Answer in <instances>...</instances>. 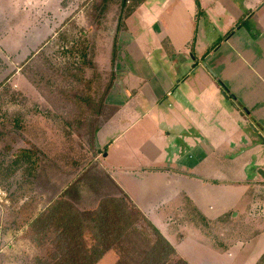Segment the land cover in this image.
I'll return each instance as SVG.
<instances>
[{"label": "crops", "instance_id": "obj_1", "mask_svg": "<svg viewBox=\"0 0 264 264\" xmlns=\"http://www.w3.org/2000/svg\"><path fill=\"white\" fill-rule=\"evenodd\" d=\"M154 2L160 5L151 6ZM198 3L199 18L209 21L204 24L215 39H197L199 27L194 29L195 23L187 20H180V29L172 27L180 12L194 21V0H136L138 7L125 15L115 43L121 48L115 61L117 101L95 144L110 196L126 195L156 229L164 227L173 236L176 232L174 242L189 237L221 262L225 253L264 235V220L250 215L252 202L238 213L234 201L227 200L226 213L209 218L202 209L214 211L220 192L237 185L236 173L244 168H236V163L258 147L254 135L264 146V0ZM165 16L167 22L159 21ZM240 18L241 24L233 21ZM211 20L226 23L214 26ZM157 23L159 32L153 29ZM137 29L142 34L136 41ZM171 33L180 34L179 44L171 47L176 62L162 51ZM207 195L212 198L205 203ZM226 216L239 221L235 228L242 229L237 236L235 228L222 235V249L214 236H221L224 226L206 229L202 223ZM184 226L193 230L182 234ZM157 230L188 264L202 253L191 246L179 252L166 233Z\"/></svg>", "mask_w": 264, "mask_h": 264}, {"label": "rangeland", "instance_id": "obj_2", "mask_svg": "<svg viewBox=\"0 0 264 264\" xmlns=\"http://www.w3.org/2000/svg\"><path fill=\"white\" fill-rule=\"evenodd\" d=\"M134 1L0 0V264H34L36 256L46 259L44 251L30 242L27 227L54 200H68L79 212H85L95 210L100 198L113 194L99 169L95 135L115 109V61L121 49L116 48V34L125 15L138 7ZM200 16L197 11L193 21L180 12L171 20L172 27L180 29V20H187L195 23L194 29L199 27L197 39H215L213 31L207 33L204 23L209 21ZM167 19L165 16L159 21ZM241 19L233 21L241 24ZM223 23L211 20L214 26ZM160 27L157 23L153 29L159 32ZM137 30L136 41L142 34ZM167 39L161 44L162 51L176 62L178 56L171 47L179 44L180 34L171 33ZM247 134L251 135L249 131ZM253 137L258 147L237 161L236 168H244L243 173H236L237 185L220 192L221 202L218 206L214 200V211L202 208L206 218L226 213L227 200H233L238 213L252 202L254 212L250 215L264 220V146ZM22 150L29 152L30 159L18 163L16 156ZM211 198L204 196L205 203ZM219 223L224 229L215 240L224 249L222 235L229 234L239 221L229 216L221 222H205L206 229H214ZM157 229L166 233L179 252L189 246L202 252L189 237L174 242L176 232L173 236L164 227ZM241 229L235 228L234 236ZM188 230L193 229L184 226L182 234ZM232 246L229 242L228 248ZM236 250L217 262L209 257L213 251L203 248L192 261L255 264L264 252V235ZM180 255L191 261L188 255ZM118 257L111 250L97 264H116Z\"/></svg>", "mask_w": 264, "mask_h": 264}, {"label": "trees", "instance_id": "obj_3", "mask_svg": "<svg viewBox=\"0 0 264 264\" xmlns=\"http://www.w3.org/2000/svg\"><path fill=\"white\" fill-rule=\"evenodd\" d=\"M194 2L199 11L198 0ZM16 159L26 162L29 152L22 150ZM27 232L46 256H36L34 264H97L111 250L119 254L116 264H188L124 194L100 198L95 210L85 212L56 199L29 223ZM255 264H264V253Z\"/></svg>", "mask_w": 264, "mask_h": 264}, {"label": "water", "instance_id": "obj_4", "mask_svg": "<svg viewBox=\"0 0 264 264\" xmlns=\"http://www.w3.org/2000/svg\"><path fill=\"white\" fill-rule=\"evenodd\" d=\"M105 154H103V156H104Z\"/></svg>", "mask_w": 264, "mask_h": 264}]
</instances>
